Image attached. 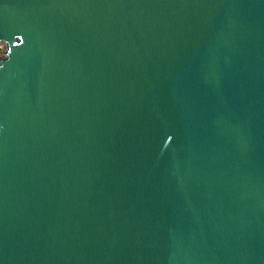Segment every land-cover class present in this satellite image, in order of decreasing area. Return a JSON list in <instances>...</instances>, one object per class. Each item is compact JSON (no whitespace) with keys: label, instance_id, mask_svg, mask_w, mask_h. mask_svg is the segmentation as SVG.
I'll list each match as a JSON object with an SVG mask.
<instances>
[{"label":"water","instance_id":"95a60500","mask_svg":"<svg viewBox=\"0 0 264 264\" xmlns=\"http://www.w3.org/2000/svg\"><path fill=\"white\" fill-rule=\"evenodd\" d=\"M0 264H264V0H0Z\"/></svg>","mask_w":264,"mask_h":264},{"label":"built area","instance_id":"2783aa9c","mask_svg":"<svg viewBox=\"0 0 264 264\" xmlns=\"http://www.w3.org/2000/svg\"><path fill=\"white\" fill-rule=\"evenodd\" d=\"M6 49H7L6 43L3 41H0V60L5 57Z\"/></svg>","mask_w":264,"mask_h":264}]
</instances>
